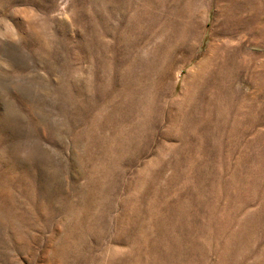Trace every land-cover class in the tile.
Instances as JSON below:
<instances>
[{
	"label": "rangeland",
	"instance_id": "374dc122",
	"mask_svg": "<svg viewBox=\"0 0 264 264\" xmlns=\"http://www.w3.org/2000/svg\"><path fill=\"white\" fill-rule=\"evenodd\" d=\"M0 264H264V0H0Z\"/></svg>",
	"mask_w": 264,
	"mask_h": 264
}]
</instances>
